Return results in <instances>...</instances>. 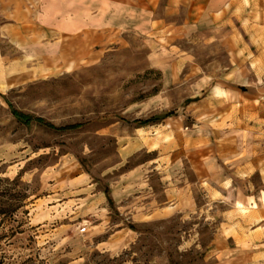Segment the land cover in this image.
Wrapping results in <instances>:
<instances>
[{"label": "rangeland", "instance_id": "1", "mask_svg": "<svg viewBox=\"0 0 264 264\" xmlns=\"http://www.w3.org/2000/svg\"><path fill=\"white\" fill-rule=\"evenodd\" d=\"M183 44L190 65L226 63L223 41ZM157 46L131 35L94 60L75 47L72 65L38 79L24 57L0 59V264H225L210 246L218 209L194 172L193 138L208 132L200 113L210 106L184 103L199 93L193 87L164 86ZM185 74L193 86L195 71ZM11 108L84 126L26 127ZM57 169H68L62 182L85 175L88 186H43ZM56 192L68 196L51 202Z\"/></svg>", "mask_w": 264, "mask_h": 264}, {"label": "crops", "instance_id": "2", "mask_svg": "<svg viewBox=\"0 0 264 264\" xmlns=\"http://www.w3.org/2000/svg\"><path fill=\"white\" fill-rule=\"evenodd\" d=\"M131 35L158 45L165 87H193L199 93L184 103H209L200 113L209 130L193 144L199 188L218 209L212 257L264 264V0H0V59L24 57L37 79L72 65L77 47L94 60ZM196 37L223 41L226 63L190 65L182 45ZM186 71H195L193 86ZM67 170L45 172L43 186H88L85 175L62 182Z\"/></svg>", "mask_w": 264, "mask_h": 264}, {"label": "trees", "instance_id": "3", "mask_svg": "<svg viewBox=\"0 0 264 264\" xmlns=\"http://www.w3.org/2000/svg\"><path fill=\"white\" fill-rule=\"evenodd\" d=\"M11 110H12V114L15 117V119L19 123L25 125L26 127H30L33 123H37V124H42L45 127L49 128L50 130H53L56 132H70V131L79 130L84 126V124L80 123V124H73V125H66V126L57 127V126H54L50 123H45L44 120L41 118H33L31 116L19 113L16 110H13L12 108H11ZM170 116H171L170 113L164 114L162 117H160V120L169 118ZM153 120H155V119L151 118V119H148L145 121H135V123L139 124V125H146ZM0 194H2V193H0ZM105 195H106L108 203L112 204L111 197L109 196L107 191L105 192ZM2 197H3V195H0V198H2ZM0 206H1V204H0ZM4 213H5V210L0 209V215H3Z\"/></svg>", "mask_w": 264, "mask_h": 264}]
</instances>
